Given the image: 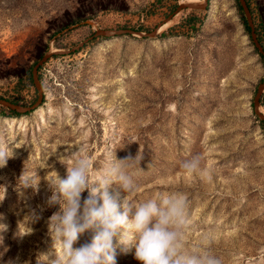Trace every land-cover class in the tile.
Wrapping results in <instances>:
<instances>
[{
    "label": "rangeland",
    "instance_id": "rangeland-1",
    "mask_svg": "<svg viewBox=\"0 0 264 264\" xmlns=\"http://www.w3.org/2000/svg\"><path fill=\"white\" fill-rule=\"evenodd\" d=\"M185 2L0 0L1 98L31 105L33 64L47 51L67 50L37 66L38 106L17 111L0 104V147L13 153L0 168L7 188L0 223L8 225L0 264L58 257L48 220L59 206H47L48 184L81 156L98 175L108 149L118 159L144 155L143 171L129 170L138 185L128 196L133 205L169 194L187 198L184 252L200 246L221 264H264V125L252 108L264 61L237 0H201L194 4L202 7L173 12ZM246 2L264 49V0ZM171 12L153 35L89 38L101 29L146 32ZM258 99L264 114V87ZM195 156L201 171L189 176L181 163ZM34 174L37 191L22 199L16 187ZM94 234L85 231L74 247ZM134 251L118 248L117 264H139Z\"/></svg>",
    "mask_w": 264,
    "mask_h": 264
},
{
    "label": "clouds",
    "instance_id": "clouds-1",
    "mask_svg": "<svg viewBox=\"0 0 264 264\" xmlns=\"http://www.w3.org/2000/svg\"><path fill=\"white\" fill-rule=\"evenodd\" d=\"M115 153L116 150L106 151L105 163L98 175H90V161L81 156L67 168L65 176L57 174L48 184L51 195L47 206H59L48 220L49 235L59 244V255L50 264H117L118 248L123 252L134 248V258L139 264H221L207 248L196 246L190 252L183 251L182 236L189 207L186 197L169 194L138 205L131 203L128 196L138 185L129 170L143 171L139 165L144 155L137 151L135 156L129 154L118 159ZM12 156L13 153L9 155L0 147V168L6 167ZM181 168L189 176L197 174L201 171L199 156L183 161ZM38 182L36 174L24 176L16 190L24 199L28 189L37 191ZM0 190L2 202L7 188L0 185ZM85 192L86 197L82 195ZM29 218H35L34 211H30ZM89 229L95 233L91 242L74 247L79 236ZM7 230L8 225L0 223V247L4 246L2 233ZM0 253L2 257L4 253ZM6 264L16 262L9 260Z\"/></svg>",
    "mask_w": 264,
    "mask_h": 264
},
{
    "label": "water",
    "instance_id": "water-1",
    "mask_svg": "<svg viewBox=\"0 0 264 264\" xmlns=\"http://www.w3.org/2000/svg\"><path fill=\"white\" fill-rule=\"evenodd\" d=\"M237 1H238L239 5H240L242 11H243V14H244L245 18H246V22H247V25H248V28H249V34H250L251 40H252L254 46L257 48L258 52L264 58V49L261 47V45L259 44V42H258V40L256 38V33H255L253 25H252L250 11H249V8H248V6L246 4V1L245 0H237ZM183 6L202 7L203 5L202 4H191V3H187L186 2V3L178 4L175 7V9L173 10V12L178 10L179 8L183 7ZM171 15H172V12L167 14L161 21H159L154 28H152L151 30H148L146 32L139 31V30H132L130 28H124V29H121V28H119V29H101V30L94 31L89 36V38L92 37V36L100 35V34L107 35V34L126 33V32L137 33V34H140V35H153L158 30L157 28L161 24L166 22L171 17ZM79 44H82V42H79ZM63 51H67V50L47 51L33 64L32 68H31V77H32V81H33V83L35 85V88H36V91H37V98L31 105L23 106V105H21L19 103L11 102V101H9V100H7L5 98H1V97H0V104L5 106V107L17 110V111H25V110L32 109V108L38 106V104L40 103L41 98H42V89H41V85H40V83L38 82V79H37L36 68L48 56H50V54H52V53H62ZM263 87H264V81H261V82H259L257 84L256 92H255V94L253 96V99H252V108H253V111L260 117V119L264 121V114L259 112V110L257 108L258 103H259V99H258L259 91Z\"/></svg>",
    "mask_w": 264,
    "mask_h": 264
},
{
    "label": "trees",
    "instance_id": "trees-1",
    "mask_svg": "<svg viewBox=\"0 0 264 264\" xmlns=\"http://www.w3.org/2000/svg\"><path fill=\"white\" fill-rule=\"evenodd\" d=\"M246 1V0H245ZM246 4H247V6H248V3L246 2ZM238 5V7L240 8V10H241V7H240V5H239V3L237 4ZM248 8H249V6H248ZM249 11H250V8H249ZM243 16V15H242ZM242 22H244L245 23V20H244V17H242ZM245 27L247 28L248 27V25L245 23ZM161 34H164V32H161ZM260 54V53H259ZM260 56L262 57V55L260 54ZM262 59H263V61H264V58L262 57ZM262 80H264V78L262 79ZM7 100H9V101H11V102H14V101H16L15 99H7ZM260 123L261 124H263L264 125V121L263 120H261L260 119Z\"/></svg>",
    "mask_w": 264,
    "mask_h": 264
},
{
    "label": "bare ground",
    "instance_id": "bare-ground-1",
    "mask_svg": "<svg viewBox=\"0 0 264 264\" xmlns=\"http://www.w3.org/2000/svg\"><path fill=\"white\" fill-rule=\"evenodd\" d=\"M187 3H191V4H194V3H199L201 0H185ZM185 2V3H186ZM202 3V2H201ZM165 23L167 22H164L163 24H161L158 28H160L162 25H165ZM157 28V29H158Z\"/></svg>",
    "mask_w": 264,
    "mask_h": 264
}]
</instances>
